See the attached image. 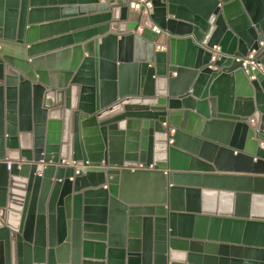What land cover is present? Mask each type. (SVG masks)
I'll use <instances>...</instances> for the list:
<instances>
[{"label":"water","instance_id":"water-1","mask_svg":"<svg viewBox=\"0 0 264 264\" xmlns=\"http://www.w3.org/2000/svg\"><path fill=\"white\" fill-rule=\"evenodd\" d=\"M45 1L0 0V264H264V0H78L103 37L41 57Z\"/></svg>","mask_w":264,"mask_h":264},{"label":"crops","instance_id":"crops-1","mask_svg":"<svg viewBox=\"0 0 264 264\" xmlns=\"http://www.w3.org/2000/svg\"><path fill=\"white\" fill-rule=\"evenodd\" d=\"M95 5L90 3H82L78 0H47L43 3V7L41 9H47L49 12L46 14H42L39 18L36 19V23L38 26H49L48 30L44 32H40L36 35L35 39L39 42L38 44H44L45 42H56L49 47H43L38 51V55L41 57L48 55H56L62 53L63 50L71 49L76 46H82L83 44L99 40L102 38L98 35H91L89 37L84 38V40L77 39L76 35L81 32H86L92 28L99 26L100 20L95 18ZM98 16V15H97ZM95 18V19H94ZM138 20V14L129 10L128 16V24H134ZM137 36L142 37L150 42L155 43V52L164 51L165 45L164 41L168 39V35L166 34H155L150 31H143L139 33L136 31ZM114 36L117 35L114 32L108 31L104 36ZM119 38V35H117ZM69 37L67 42H61L62 38ZM58 41V42H57ZM60 41V42H59ZM80 44V45H77ZM264 46V43H263ZM65 48V49H64ZM86 55H83L85 58ZM72 59V55H68L62 58L55 57L49 62H44L42 70L51 72V73H64L67 72V67L69 66V62ZM175 75L172 74V77ZM252 80V79H249ZM247 124V123H246ZM248 125V124H247ZM165 126V125H163ZM249 126V125H248ZM194 175H201L202 173H198L196 171H189ZM71 180V179H70ZM105 187H103L104 189Z\"/></svg>","mask_w":264,"mask_h":264},{"label":"built area","instance_id":"built-area-1","mask_svg":"<svg viewBox=\"0 0 264 264\" xmlns=\"http://www.w3.org/2000/svg\"><path fill=\"white\" fill-rule=\"evenodd\" d=\"M123 1H126V0H123ZM127 8L128 10L133 11L137 13L138 15L148 16L151 11L150 0H138L136 2H128ZM137 31L141 33L142 29H138ZM151 32L157 35L161 34V32L157 28H152ZM262 47H263V43H260L259 50ZM212 51H213V54H212L211 61L215 60L216 58L215 53H217L219 49L217 47H213ZM257 56H258V51H251L245 57H233L232 63L234 65H239V67L245 73H247V71H251V72L258 71L264 75V67L258 63ZM247 124L249 125V128H251L254 131V121L251 117L248 118ZM257 143L260 148L264 149L263 140L258 139ZM8 168H9V163L7 164V169ZM138 168H142V167L139 165ZM152 168H153L152 166H149L147 169L151 170Z\"/></svg>","mask_w":264,"mask_h":264}]
</instances>
